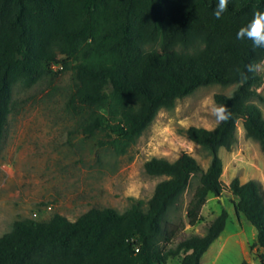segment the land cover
<instances>
[{
    "label": "trees",
    "instance_id": "obj_1",
    "mask_svg": "<svg viewBox=\"0 0 264 264\" xmlns=\"http://www.w3.org/2000/svg\"><path fill=\"white\" fill-rule=\"evenodd\" d=\"M0 0V143L11 112L12 91L71 72L73 89L66 110L85 137L125 154L161 109L197 89L235 85L231 95L215 94L221 120L212 129L190 127L186 137L207 150L203 168L187 153L173 162L151 158L144 165L158 182L145 210L140 203L125 212L91 208L75 221L53 214L47 220L14 221L0 236V264H200L225 228L226 211L214 218L203 236L185 235L172 223L174 209L190 180L198 185L185 218L192 227L209 194L229 192L233 210L256 230L253 246L264 250V192L255 180L224 185L220 148L237 142L236 127L256 141L264 154V119L252 103L262 101V77L256 67L264 47L239 30L264 12V0ZM52 65L61 70L52 72ZM42 205V204H40ZM264 264V253L258 256ZM245 264V263H243Z\"/></svg>",
    "mask_w": 264,
    "mask_h": 264
},
{
    "label": "rangeland",
    "instance_id": "obj_2",
    "mask_svg": "<svg viewBox=\"0 0 264 264\" xmlns=\"http://www.w3.org/2000/svg\"><path fill=\"white\" fill-rule=\"evenodd\" d=\"M262 77L257 89L262 101L252 103L264 119V60L256 67ZM73 89L71 72H57L28 89L19 85L12 91L11 112L0 143V236L17 220H47L53 214L75 221L91 208L125 212L140 203L143 210L155 185L165 177L149 176L143 165L151 159L169 162L187 153L206 168L210 153L186 137L190 127L212 130L221 120L214 103L215 94L231 95L235 85H210L178 100L172 109H161L147 130L123 155L99 144L100 137H85L77 130V119L66 110ZM237 142L230 151L220 148L217 156L224 185L233 178L240 183L258 181L264 192V154L256 141L247 138L237 123ZM199 175L194 176L177 206L168 214L175 224H183L185 235L203 236L209 223L221 211L228 218L223 232L200 259V264H259L264 250L253 246L256 230L241 216L236 217V199L227 191L219 197L209 194L199 219L188 226L185 209ZM42 204V205H40ZM50 206L49 212H41ZM166 264H179L171 258Z\"/></svg>",
    "mask_w": 264,
    "mask_h": 264
},
{
    "label": "clouds",
    "instance_id": "obj_3",
    "mask_svg": "<svg viewBox=\"0 0 264 264\" xmlns=\"http://www.w3.org/2000/svg\"><path fill=\"white\" fill-rule=\"evenodd\" d=\"M227 0H219L215 16L220 17L226 9ZM246 37L257 47H264V12L254 15L253 20L241 28L237 33V38Z\"/></svg>",
    "mask_w": 264,
    "mask_h": 264
},
{
    "label": "built area",
    "instance_id": "obj_4",
    "mask_svg": "<svg viewBox=\"0 0 264 264\" xmlns=\"http://www.w3.org/2000/svg\"><path fill=\"white\" fill-rule=\"evenodd\" d=\"M50 69H51L52 72H57V71L61 70V66H59V65H52L50 67ZM50 210H51V207L50 206H47V207H44L41 210V212H49ZM38 217H39L38 213H34L32 215V218H38Z\"/></svg>",
    "mask_w": 264,
    "mask_h": 264
}]
</instances>
